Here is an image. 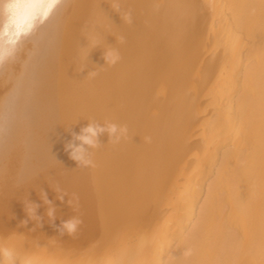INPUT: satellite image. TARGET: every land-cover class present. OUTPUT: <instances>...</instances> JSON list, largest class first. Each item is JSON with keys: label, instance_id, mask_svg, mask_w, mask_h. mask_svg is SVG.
<instances>
[{"label": "bare ground", "instance_id": "obj_1", "mask_svg": "<svg viewBox=\"0 0 264 264\" xmlns=\"http://www.w3.org/2000/svg\"><path fill=\"white\" fill-rule=\"evenodd\" d=\"M90 123L128 132L84 167ZM0 248L264 264V0H0Z\"/></svg>", "mask_w": 264, "mask_h": 264}, {"label": "clouds", "instance_id": "obj_2", "mask_svg": "<svg viewBox=\"0 0 264 264\" xmlns=\"http://www.w3.org/2000/svg\"><path fill=\"white\" fill-rule=\"evenodd\" d=\"M104 58L106 63L115 64L118 61L119 56L112 52H106ZM92 75H94V73ZM104 132L108 133L109 142L118 143L122 138L127 136L128 129L116 124H107L104 127H101L98 124L90 123L81 130L79 135L74 137V139L79 142L78 144L69 143L66 146L70 158L76 161L79 166H91L92 161L89 159L87 149L98 147V136ZM85 146H87V149ZM60 198L63 199V197ZM48 215L50 218L54 217V211L50 209ZM22 223L26 224L27 221H23ZM81 223L82 221L75 217L63 221L58 229L59 235H73ZM0 255L4 257L3 260H0V264H5V261L7 264H13V253L11 251L0 248Z\"/></svg>", "mask_w": 264, "mask_h": 264}, {"label": "snow or ice", "instance_id": "obj_3", "mask_svg": "<svg viewBox=\"0 0 264 264\" xmlns=\"http://www.w3.org/2000/svg\"><path fill=\"white\" fill-rule=\"evenodd\" d=\"M54 2H55V0H54Z\"/></svg>", "mask_w": 264, "mask_h": 264}]
</instances>
